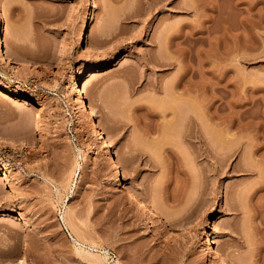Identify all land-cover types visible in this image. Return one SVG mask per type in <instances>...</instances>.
<instances>
[{
  "label": "rangeland",
  "instance_id": "374dc122",
  "mask_svg": "<svg viewBox=\"0 0 264 264\" xmlns=\"http://www.w3.org/2000/svg\"><path fill=\"white\" fill-rule=\"evenodd\" d=\"M0 27V264H221L204 233L264 264V0H0Z\"/></svg>",
  "mask_w": 264,
  "mask_h": 264
},
{
  "label": "bare ground",
  "instance_id": "6f19581e",
  "mask_svg": "<svg viewBox=\"0 0 264 264\" xmlns=\"http://www.w3.org/2000/svg\"><path fill=\"white\" fill-rule=\"evenodd\" d=\"M156 1V0H155ZM182 8V7H181ZM186 27L189 26V23H186L185 24ZM84 36H85V32H86V27L84 26ZM0 31H1V27H0ZM186 33V32H185ZM186 35V34H185ZM184 35V36H185ZM188 35V33H187ZM186 35V36H187ZM83 36V35H82ZM81 36L80 40L83 38ZM188 37V36H187ZM4 50V47L3 45L1 44L0 42V54L3 52ZM124 58V56L122 54H117L113 61L111 63H109L110 66H116L117 64L120 63V61ZM78 79L77 77H75L73 74L71 75V80H70V86H69V93L73 94L75 97L77 96V101L79 102L80 104V113H81V116L83 117V119L86 121L87 123V128H88V132L91 136L93 137H96L99 139L100 141V144H101V148H102V153L101 155L104 157V158H107L110 162V166L112 168H115L116 169V178H117V185H121L122 186V170L120 169V167L122 168L123 164H124V160H123V157L121 156H117V157H114L112 156V153L111 151L108 149V142L107 140H111L110 136L108 133H106L101 125H100V122L98 121V118H97V115L94 111V109L92 108L91 105L88 104L87 100H86V96L83 94L82 90L80 89V84L78 83ZM185 86V85H184ZM186 86H189V82L186 83ZM190 107V106H189ZM191 109V107L189 108V110ZM169 111V110H168ZM173 112V113H172ZM190 112H192L190 110ZM166 113V111L164 112ZM163 113V114H164ZM169 113V112H167ZM170 114V113H169ZM171 114H172V118L174 120V116H176V112L174 111H171ZM164 115H167V114H164ZM188 116L191 118L192 122L194 121V116H193V113L191 114V116L188 114ZM166 117V116H165ZM170 118V119H172ZM196 119V118H195ZM173 120H170L173 122ZM169 121V122H170ZM189 123V120L187 122V124ZM196 124L197 123V119L195 121ZM193 124V123H192ZM195 124V126H196ZM194 125V124H193ZM194 126V127H195ZM169 127V125L167 126ZM194 127H193V131L189 132V134L187 135L188 137L191 138H196V139H200L199 142L203 141V137L202 135L200 134V132H198L197 130H194ZM190 130V126L188 128ZM192 129V127H191ZM167 130V129H166ZM171 130V129H170ZM185 130V129H184ZM187 131V130H186ZM172 132V131H171ZM182 132V131H181ZM167 133H170V132H167ZM185 133V131H184ZM183 133V134H184ZM165 134V132H164ZM173 134V133H172ZM182 134V133H180ZM179 134V135H180ZM170 135V134H169ZM217 135V134H216ZM223 136L222 132H219L218 136L219 138H221L220 136ZM185 136H186V133H185ZM217 136V138H218ZM184 137V135L182 136ZM167 138V137H166ZM187 141H189L186 137ZM193 140V139H192ZM191 140V142H192ZM219 140V139H218ZM221 141V140H220ZM190 142V141H189ZM197 142V141H196ZM195 142V143H196ZM193 144V145H196V144ZM191 144V143H190ZM202 151V150H201ZM219 152V151H218ZM221 153V151L219 152V154ZM218 154V156H219ZM222 155H223V152H222ZM216 156V154H215ZM216 156V158L218 157ZM220 157H221V154H220ZM215 158V159H216ZM220 159V158H219ZM221 160V159H220ZM78 165V164H77ZM79 166V165H78ZM77 166V168H78ZM122 190L124 192H126L129 196V198H131L132 200L136 201L137 204L139 205V207H141V210L143 211V213L151 220L153 221V219H155V217H157L152 205L150 203H148L143 197L137 195L136 193H134L133 191H131L129 189V187L123 185L122 187ZM9 210L11 211H14L15 214L17 215V217L25 222L26 224H29L30 221H31V218H30V214L24 210V208H22L20 205H18V203L16 201H13L12 204L9 206ZM63 218L64 220L66 221V223H68L69 225H71L73 228H74V225L71 223V218L69 216V213L68 211L66 210L65 211V214L63 215ZM72 228V229H73ZM74 232H77L74 228ZM75 234V233H74ZM78 236L74 238V240L76 241V244L79 246V251L80 252H83L85 254H87L89 257H92L94 259H96L97 261L101 262L102 260V257H99L95 252H92L90 251L87 246L85 245V241L82 242L80 239H82L81 237L79 238V234H77ZM203 236L205 237V242H203V245L207 248L208 252L217 260H219L221 262V264H228V262L226 261V258H224L223 255H221V252H220V248L217 247L216 245V241L214 240V238H212L211 236H209L207 233L203 234ZM93 245V244H92ZM91 245V246H92ZM90 246V245H89ZM87 248V249H86ZM92 248V247H91ZM230 263V262H229ZM116 264H121L120 261H117Z\"/></svg>",
  "mask_w": 264,
  "mask_h": 264
}]
</instances>
